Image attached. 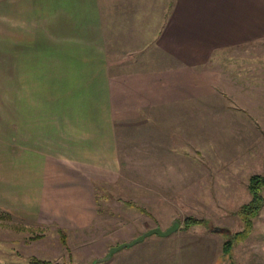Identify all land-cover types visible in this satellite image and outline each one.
I'll use <instances>...</instances> for the list:
<instances>
[{
    "label": "crops",
    "instance_id": "0c3cea01",
    "mask_svg": "<svg viewBox=\"0 0 264 264\" xmlns=\"http://www.w3.org/2000/svg\"><path fill=\"white\" fill-rule=\"evenodd\" d=\"M262 43L264 0H0V208L88 227L95 182L118 176V128L136 124L188 154L220 149L205 178L245 196L237 212L264 166ZM237 244V264H264V204Z\"/></svg>",
    "mask_w": 264,
    "mask_h": 264
},
{
    "label": "rangeland",
    "instance_id": "374dc122",
    "mask_svg": "<svg viewBox=\"0 0 264 264\" xmlns=\"http://www.w3.org/2000/svg\"><path fill=\"white\" fill-rule=\"evenodd\" d=\"M234 54L216 52L212 60ZM5 91L12 92L11 84ZM156 128L145 127L143 134L136 124L118 128V176L113 182H95L96 217L86 228L63 229L65 244L60 228L35 227L0 208L10 214L0 218V264H31L32 258L59 264H205L200 258L205 251L214 255L213 264H237L238 251L247 246L233 242L227 253L232 255L226 257L223 244L242 228L235 210L245 196H223L222 182L205 178L218 172L221 150L197 149L188 154V149L173 147L176 137L171 132ZM211 135V146L237 141V134L225 140L220 134ZM260 170L264 174V166ZM186 217L202 222L184 227ZM174 220L180 224L176 232L166 237L152 234L103 259L110 247L155 226L165 229Z\"/></svg>",
    "mask_w": 264,
    "mask_h": 264
},
{
    "label": "trees",
    "instance_id": "16d2710c",
    "mask_svg": "<svg viewBox=\"0 0 264 264\" xmlns=\"http://www.w3.org/2000/svg\"><path fill=\"white\" fill-rule=\"evenodd\" d=\"M264 188V175L254 174L250 176L248 181V191L250 193V200L242 204L237 214L243 223V228L240 231L234 232L223 244L224 253H228L233 242H239L244 240L250 234L253 228V219L259 214L260 209L264 204V196L262 195V189ZM3 216L10 217V214L0 209V218ZM202 220H197L193 217H186L184 220V227H189L192 224L201 223ZM224 231H228L224 228ZM60 238L62 243L65 244V234L63 229H59ZM31 264H59L45 259L32 258Z\"/></svg>",
    "mask_w": 264,
    "mask_h": 264
},
{
    "label": "water",
    "instance_id": "95a60500",
    "mask_svg": "<svg viewBox=\"0 0 264 264\" xmlns=\"http://www.w3.org/2000/svg\"><path fill=\"white\" fill-rule=\"evenodd\" d=\"M180 224H179V221L177 220H174L172 222V224L170 226H168L167 228L165 229H162L161 227L159 226H155V227H152V228H149L147 229L146 231H144L143 233H141L140 235H138L137 237L133 238L132 240L130 241H127V242H123V243H120L118 245H115V246H112L109 248L106 256L103 258V259H108L113 252L121 249L122 247H128V246H131L133 244H136L138 242H141L143 241L146 237L152 235V234H156L160 237H166L174 232H176L179 228ZM216 230H220V231H224V228H216Z\"/></svg>",
    "mask_w": 264,
    "mask_h": 264
}]
</instances>
